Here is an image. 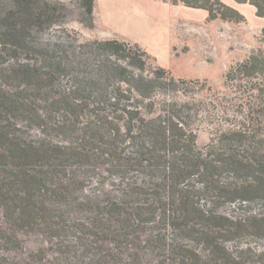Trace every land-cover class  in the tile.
I'll return each instance as SVG.
<instances>
[{
	"label": "trees",
	"instance_id": "trees-1",
	"mask_svg": "<svg viewBox=\"0 0 264 264\" xmlns=\"http://www.w3.org/2000/svg\"><path fill=\"white\" fill-rule=\"evenodd\" d=\"M10 1L0 12V264H47L42 248L11 255L23 253L24 231L54 240L65 263L83 239L105 264H264V247L241 241L264 240V48L227 70V97L136 43L81 40L62 26L61 1ZM165 1L245 21L222 0ZM235 1L264 17V0ZM79 6L93 27L95 0ZM100 242L112 246L101 253Z\"/></svg>",
	"mask_w": 264,
	"mask_h": 264
},
{
	"label": "rangeland",
	"instance_id": "rangeland-1",
	"mask_svg": "<svg viewBox=\"0 0 264 264\" xmlns=\"http://www.w3.org/2000/svg\"><path fill=\"white\" fill-rule=\"evenodd\" d=\"M61 1L67 6L66 22L62 25L75 30L81 40L117 37L138 44L151 56L150 61L169 70L173 75L188 79H205L218 95H235L225 84L227 70L242 61L251 52L264 48L261 29L264 22L244 10L245 21L233 22L222 19L208 21L206 16L191 12L181 6L173 7L165 0H98V13L93 10V27L80 22L79 0ZM10 0H0V12L8 9ZM255 13V11H254ZM59 34L55 27L43 36ZM209 127V126H208ZM206 125L198 130V145L203 146L210 137ZM257 205V203L255 204ZM264 209V203L257 205ZM1 219V211H0ZM18 237L25 249L17 257L28 258L42 248L47 264H105L97 254L90 251L89 240H74L65 256L55 252L54 240L32 232H20ZM68 237L73 238L72 235ZM242 242L252 247H264V240L246 236ZM101 253L112 246L99 244ZM89 246V247H88ZM94 251L97 249H93ZM101 255V254H100Z\"/></svg>",
	"mask_w": 264,
	"mask_h": 264
},
{
	"label": "crops",
	"instance_id": "crops-1",
	"mask_svg": "<svg viewBox=\"0 0 264 264\" xmlns=\"http://www.w3.org/2000/svg\"><path fill=\"white\" fill-rule=\"evenodd\" d=\"M222 1L225 2L228 5L236 8L242 14H244V10H245L246 11V14L250 12L258 20H261L262 22H264V17H258V16H256V14L254 13L255 7L252 6L251 4H249V3H238L235 0H222ZM170 5H172L173 7H177V8L179 6H181L182 8H185L187 10H191V12L196 13V14H199L202 17L207 15V11L204 10V9H201V8H191V7L185 6V5L181 4V3H179V4H171L170 3ZM98 6H99V1L98 0H95V6H94V15H95V17L97 16L96 14L98 13ZM240 7H242V9L244 7H247V9L245 8L244 10H241ZM244 16H245V14H244Z\"/></svg>",
	"mask_w": 264,
	"mask_h": 264
}]
</instances>
